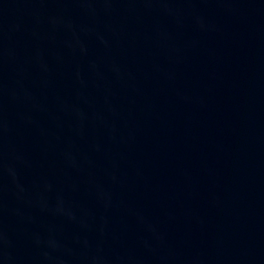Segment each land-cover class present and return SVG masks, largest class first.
<instances>
[{"label": "water", "instance_id": "1", "mask_svg": "<svg viewBox=\"0 0 264 264\" xmlns=\"http://www.w3.org/2000/svg\"><path fill=\"white\" fill-rule=\"evenodd\" d=\"M0 264H264V0H0Z\"/></svg>", "mask_w": 264, "mask_h": 264}]
</instances>
